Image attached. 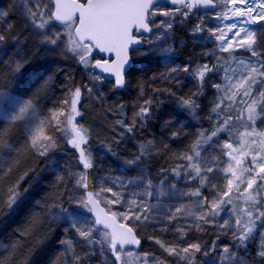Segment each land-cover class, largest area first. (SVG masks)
Wrapping results in <instances>:
<instances>
[{"label":"rangeland","instance_id":"1","mask_svg":"<svg viewBox=\"0 0 264 264\" xmlns=\"http://www.w3.org/2000/svg\"><path fill=\"white\" fill-rule=\"evenodd\" d=\"M215 1L213 10L190 15L191 22L201 25L203 31L195 32V26L178 27L185 34L184 39L176 34L175 25L168 16L162 15L165 12L163 6L154 7L152 12L155 15L149 19L152 31L143 37V46L132 51L135 62L125 74L123 87L117 90L113 81L102 77L92 67L99 58L96 53L89 55L87 52L85 64L81 62L80 54L69 50V31L73 35V27L70 30L66 25L51 21L44 29H39L26 13L28 7L37 10V0H0V12L6 13L0 15V35L5 37L0 41V133H4L11 146L0 149V207L6 206L4 201L9 188L17 187L30 172H39L13 206L11 218L0 224V252L7 253L22 242L19 236H24L25 240H35L38 245L35 249L40 257H49L45 264H115L106 243L89 244L72 226L75 221L81 228L93 227V238L100 241L104 239L105 232L109 233L108 229L96 225L89 205L84 207L81 203L87 200V192L91 191L99 193L94 198L105 212L111 216L115 213L113 217L120 224L132 227L140 240L139 247L123 250L122 256L127 264H145V254H148L147 264H153L157 257L164 258L167 264H184L176 257L168 256L155 239L180 243L181 246L199 243L201 251L195 254L194 264H264L251 259L247 244L254 241L258 252L264 248V217L256 220V227L241 250L227 239L233 236L236 213L244 206L242 200L236 199L238 193H233V204H225L220 215L209 218V223L197 221L186 212L171 222L167 219L177 207L184 205L192 208L202 197L212 200L217 189H213L211 184L222 190L227 183L223 169L228 167L229 158L223 155L221 149V145L228 141L226 131L214 137L201 150L202 162L209 166L215 164L213 172L205 170L203 173L209 177L210 184L201 187L200 178L194 172L191 173L193 178H189L186 169L189 162L179 157L191 154L192 145L201 131L210 134L214 126L222 122L221 117L212 111L222 95L213 85L224 83L226 67L240 66L234 61L227 65L225 60L218 64L214 75L211 74L213 71L205 74L203 81L212 90L208 93L205 110L209 124L201 122L188 109L165 105L161 98V92H164L181 100L193 99L198 83H203L197 78L196 70L208 65L209 60L216 61L217 53H221L212 32L216 29L226 31V25H239L245 19L234 17L231 12L228 13L229 19H218L233 5L222 0ZM39 3L40 7L48 5L44 10V18L47 19L53 8L51 0H39ZM246 26L258 28L264 33V22ZM57 35L60 38L55 44L45 39V36L55 39ZM231 35L229 33V37ZM183 48H186V53L181 52ZM258 51L259 58L252 57L250 52L241 48H237L233 55L238 60H251L259 67L258 59H264V47ZM77 62H81L83 72L82 85L78 87L74 85L73 72L69 70ZM18 63L21 65L19 71L16 70ZM77 88L80 89V97L73 111V93ZM261 89H264V83L255 86L257 96ZM29 101L32 116L26 119L23 115L20 120L13 121L11 117L19 114L20 108ZM146 101L150 103L146 104ZM141 107L149 109L145 118L149 131L140 141L139 154L121 155L109 150L106 146L118 141L127 128L140 130L145 125L137 115ZM60 108L65 110V115L61 117L63 126L61 130L47 129L55 145L41 156L29 146V130L41 120H50L51 110ZM68 117L72 120L69 121ZM243 119H246V114ZM246 122L251 127V123ZM51 123L55 124V121ZM156 123L159 127L154 130L153 124ZM255 126L257 130H264V117L257 119ZM74 128L86 130V143L80 144L79 148L69 143L74 138ZM173 133L178 134L173 136ZM89 140L94 142L92 151H87ZM81 149L91 157L92 167L88 169L81 163ZM212 157H216V161ZM158 158L160 164L149 172L144 161L154 159L157 163ZM250 159L248 157L249 162ZM173 169L180 174L177 175ZM80 174L86 175L88 189L76 183ZM245 186H241V191ZM197 189H200L202 197L188 195ZM133 200L141 207L151 209L147 213L149 220L134 219L140 209L131 205ZM69 204L73 206L69 207ZM18 212L21 217L15 221L14 215ZM244 219L247 220V217ZM226 220L231 228L220 227ZM21 221L24 229L9 236V230L17 228V223ZM197 223L200 224L199 229L195 227ZM177 228L185 231L183 240ZM24 246L27 247V244ZM226 246L234 254L230 259H222ZM4 259L1 255L0 264H6Z\"/></svg>","mask_w":264,"mask_h":264},{"label":"snow or ice","instance_id":"2","mask_svg":"<svg viewBox=\"0 0 264 264\" xmlns=\"http://www.w3.org/2000/svg\"><path fill=\"white\" fill-rule=\"evenodd\" d=\"M156 2L157 0H87L86 4H81L78 3V0H51L54 8L47 19H45L44 10L48 5L44 4L43 7H40L39 0H37V10L28 7L26 8V13L28 19L39 29H44L51 21H58L71 30L74 26L71 22L78 12L79 23L74 26L75 35L73 36L71 31H69V50L80 54L81 62L85 64H87L85 55L91 50L92 45L99 48L100 51H115L118 57V63L115 66L116 85L123 86L125 83L123 70L127 63L128 44L130 42L135 43L129 34L130 30L133 25L137 26L138 29L149 30L146 20L149 14L155 15V12L150 13V9L156 5ZM222 2L230 3L233 7L228 8L218 19H229V12L234 17H244L245 19H242L239 25H226V31L224 29H216L212 32L218 42L219 51L229 54L230 59L226 60L225 64L231 65L234 61L240 66L239 68L226 67L223 77L224 83L213 85L222 95L218 97L219 102L215 104L212 111L220 117L222 112L230 113L235 108L238 115L226 114L222 116V122L215 125L210 134L203 131L198 134L196 141L192 145L191 154H181L179 158L186 159L189 162L186 166L189 178H193L191 173L194 172L195 176L200 178L201 187L210 184L209 177L203 173L205 170L208 173L213 172L215 164L209 166L206 162H202L201 150L203 147L209 145L218 134L231 131L232 121L244 118L245 114L247 121L251 123V127L250 130L246 127L245 132L239 134L241 137L239 144H233L231 137H229V140L221 145L223 155L229 158L228 167L223 169L224 178L227 181L225 188L220 190L217 185L211 184L210 186L213 189H217V193L212 200L202 197L200 189L189 193L188 195L202 198L198 199L192 208L184 205L177 207L167 219L171 222L177 219L181 213L186 212L187 215L194 217L197 221L209 223L211 222L209 218L220 215L225 204H233V193H238L236 199L242 200L244 206L240 207L238 213H236L233 236L239 241L240 245H243L252 235L256 227V220L264 217V210L258 207L264 200V197H262V193H264V130H257L255 126L257 119L264 117V89L259 90L258 96L255 92V86L264 83V59H258L259 67H257L256 63L251 60L236 59L233 52L237 48H241L250 52L252 57L259 58L258 49L264 47V33L260 32L258 28L247 27L246 25H260L261 22H264V0H222ZM171 3L184 6L189 12L199 6H215L214 0H171ZM236 5H243V7H237ZM169 14L168 12L162 13L165 16ZM0 15H6V13L0 12ZM184 15L187 16L188 12H185ZM38 16L39 20L37 19ZM234 29H236L235 32H233ZM194 31L201 32L203 28L201 25H197ZM229 33H232L230 37ZM59 38V35L55 39L45 36V39L52 44H55ZM4 39L5 37L0 35V41ZM234 41L235 43H233ZM122 54L123 58L121 59ZM216 59L219 62L221 58L217 57ZM96 66H101L99 61H97ZM20 67L21 65L18 63L16 70L19 71ZM217 68L218 65L209 67L205 64L196 70V76L202 82L206 73ZM104 70L110 71L112 69L105 67ZM73 96L72 109L75 111L80 97L79 88L75 90ZM224 101L229 103L224 104ZM64 103L66 104L67 101H64ZM145 103L148 104L150 101ZM182 106L194 110L197 104L194 99L189 97L182 101ZM31 108V102H25L20 108L19 114L12 116L11 119L13 121L20 120ZM148 113L149 109L147 107H141L137 115L140 118H144ZM64 115L65 110L63 108L51 110L50 120H41L35 128L29 130V146L32 150L44 156L51 147H54L55 140L51 135L47 134V129L52 127L56 130H61L63 126L61 117ZM68 119L71 121L72 117H68ZM51 121H55V124H52ZM128 131H132V127H129ZM73 132L74 138L70 139L69 143L79 148L80 144L86 143V130L74 128ZM177 134L173 133V136ZM77 138L79 143H77ZM10 147V144L4 138V133H0V149ZM248 157L251 158L250 162ZM216 159V157H212L213 161H216ZM80 160L85 169L92 167L90 155L82 149L80 151ZM129 163H133V161H129ZM8 171L10 172L11 169H8ZM173 171L177 175L180 174L176 169H173ZM76 183L88 189L86 175L80 174ZM242 185L246 186L241 191ZM94 195L98 197L99 193L94 194L88 191L87 200H82V205L88 207L89 204L97 203V201L93 200ZM19 196L20 193L15 185L8 189L7 200L4 201V204L9 210L16 204ZM131 205L140 209V212L134 215L135 220L147 221L150 219L147 213L151 209L147 206L141 207L135 200L131 202ZM233 206L235 207V205ZM89 210L92 211L91 208ZM115 215L113 213V216ZM244 217H247V220ZM124 219L127 220L128 216L125 215ZM95 223L96 225L103 224L105 228L112 229L110 234L108 232L104 233L102 241L93 238L95 231L93 227L81 228L75 221L72 226L76 228L80 237L89 244L100 243L103 245L106 243L115 258V264H127V261L122 256L125 245H139L140 243L133 228L126 227L123 224L117 225L115 221L110 224L107 220H101L99 216H97ZM195 227L199 229L200 224L197 223ZM220 227L231 228L232 225L226 220ZM177 231L181 233V239L183 240L184 235H186L185 231L181 228H177ZM155 243L168 256L176 257L178 261H183L184 264H194L195 254L201 251L199 243H189L187 246H181L180 243H168L162 239H155ZM223 253L222 259H230L234 255L227 246L224 247ZM127 255L131 256L132 253H127ZM147 255L145 254V264H147ZM258 255L264 259V248L258 252ZM153 264H167V261L162 257H157L154 259Z\"/></svg>","mask_w":264,"mask_h":264},{"label":"trees","instance_id":"3","mask_svg":"<svg viewBox=\"0 0 264 264\" xmlns=\"http://www.w3.org/2000/svg\"><path fill=\"white\" fill-rule=\"evenodd\" d=\"M181 14V13H180ZM180 20H182L184 22V17L181 15H178L177 17H173V22L175 24V31L176 34L179 37H182L183 39L186 37L185 34L181 31L178 30V27L180 25H182L180 23ZM181 21V22H182ZM186 53V48H183V51ZM218 57H220L221 59L219 60V62L216 60H209V67H212L213 65H218L221 64V62H224L225 60H229V54L228 53H217ZM81 62H77L76 65H74V67L69 68V70H71V72H73V81H74V85L76 87L82 85V78H83V72L81 69ZM219 68V66H218ZM214 69L213 73H211L212 75H214V71L218 70ZM218 73V72H216ZM206 80V79H205ZM212 90L210 88H208L207 84L203 81V83H198V89L196 91V93L193 95V99L196 101L197 107L194 110L188 109L190 110L193 114L196 115V117L203 122L204 124H209L210 119L207 118L206 114H205V110H206V106H207V101H208V93H210ZM161 98L163 99V103L165 105H176L177 108L179 109H183L185 107L182 106V101L181 99H179L176 96L161 92ZM228 101H224V104H228ZM223 107V105H222ZM152 108V107H151ZM187 109V108H185ZM226 114H231L233 116L238 115L237 111L235 108H233V110L230 113H221V120H222V116L226 115ZM149 115V114H148ZM147 115V116H148ZM144 117L142 118L143 123L145 125H143L141 127L140 130H137L135 128L132 127V131H128V128L125 130V132L119 137V140L116 142H111L109 145H107L106 147L109 148V150L111 151H115L120 153L121 155H138V150H139V144L141 139L145 136V134L148 133L149 129H147V121ZM246 119H240V120H236L234 119L231 123V131H226V137L229 140V137H231V142L233 144H237L236 142L239 141L241 139L240 137V133L245 132L246 127H248L250 129V125L246 122ZM154 126V130H157L159 125L158 123L153 124ZM14 138L16 139L17 137ZM93 141L89 140V145L87 147V151H92L93 149ZM156 160H145L144 164L147 166L149 172H152V170L160 164V161H158L157 163H155ZM42 162H40L41 164ZM40 167V165H38ZM38 171H32L29 174H27L24 177V180L22 181V179L20 180V182L18 183L17 186V190L20 193V196L17 200V202H19V200L22 197V192L24 191V189L28 186V184H30L38 175ZM42 195L45 196V193L43 192ZM16 202V203H17ZM63 203H66V200L62 199ZM73 206L69 204V207ZM261 210H264V200H262V203L258 206ZM12 211L13 208L11 210H9L6 206H1L0 207V224L6 222V220H8L9 218H11L12 216ZM14 214V213H13ZM21 214L18 212L15 216V221H17L21 216ZM26 218V216H25ZM23 219L24 222H26V219ZM14 229H18L17 231ZM12 230H9V236L10 235H14L15 233H18L19 230L24 229V226H22V221L20 223H17V228H14ZM36 231V230H35ZM43 231H45V229H43ZM15 232V233H13ZM19 238H21L22 242L18 243V245H15V247L12 249L10 248V250H8L7 253H5V251L0 252V256L3 255L4 262L6 264H45L46 261H48L47 258H49L48 256L46 257H40L38 252H36V249L38 247L37 243L35 242L34 239H29V240H25L24 236L22 238V236H19ZM205 238V236H203V239ZM229 241L235 243L238 245L239 250H241L242 247H244V244H246L247 242H245L243 245H239V241L234 237H228L227 238ZM24 244H27V247L24 246ZM249 246V255L251 257L252 260L256 261V262H264V259L260 258L258 255V249L257 247H255V242L254 241H250L247 243ZM6 255L8 256L6 258Z\"/></svg>","mask_w":264,"mask_h":264},{"label":"water","instance_id":"4","mask_svg":"<svg viewBox=\"0 0 264 264\" xmlns=\"http://www.w3.org/2000/svg\"><path fill=\"white\" fill-rule=\"evenodd\" d=\"M163 0H157L156 4L158 2H161ZM78 3L81 4H86L87 0H85L84 2L79 1ZM174 7H178L180 6V4H175L173 5ZM152 9V8H151ZM150 9V10H151ZM76 20V25H78L79 23V13L77 12L75 14V16L73 17V21ZM148 20V18H147ZM146 20V23H147ZM58 22V21H56ZM60 23V22H58ZM148 24V23H147ZM148 29L147 31H145L143 28H137V26L133 25L131 30H130V36L132 37V40L135 41V43H129L128 44V48H127V63L124 66V70H123V78H125V74L127 73V71L132 67L133 65V59L131 58V51L133 49H137V48H141L142 47V41H141V36H147L149 35V33L151 32V27L148 25ZM74 35H75V27H74ZM90 43V42H87ZM94 49L97 53V56L99 57L98 60H96L93 64L92 67L95 69V71L100 74L102 77L113 81L114 86L117 90L121 89L123 86H117L116 85V75H115V66L118 63V57H117V53L115 51L112 52H107V51H100L99 48H96L94 45L91 46V50ZM123 58V54L121 55V59ZM97 61L100 62V67H97ZM105 67H109L110 71H105L104 68ZM94 201H97L94 197H93ZM89 207L92 209L91 214L92 216L97 219V216L100 217L101 220H107L108 223H112L113 221H115V224L119 225L120 223L110 214H108L107 212H105V210L100 206V204L98 203H92L89 204ZM100 226H103V224H101ZM104 227V226H103ZM127 227V226H126ZM105 228V227H104ZM108 229L109 233H111L112 229L111 228H106ZM140 245V243H139ZM139 245H125V248H137L139 247ZM119 247V246H118Z\"/></svg>","mask_w":264,"mask_h":264},{"label":"flooded vegetation","instance_id":"5","mask_svg":"<svg viewBox=\"0 0 264 264\" xmlns=\"http://www.w3.org/2000/svg\"><path fill=\"white\" fill-rule=\"evenodd\" d=\"M157 5H162L163 6V8H164V10H165V12H168V13H170L169 15H168V19L171 21V23L173 22V17H177L178 15H181L182 14V16L184 17V22L182 21V20H180V23L182 24V25H180L179 26V28H187V27H196L198 24H195V23H192L191 22V20H190V18H191V13H200L201 11H211V10H213L215 7H216V1L214 0V5L215 6H208V7H205V6H199V7H197V8H193L192 9V11L191 12H189L188 11V9L186 8V7H184V6H182V5H180V6H178V7H174L173 5L174 4H172L171 3V0H163V1H161V2H158L154 7H156ZM154 7L150 10V13L152 12V10L154 9ZM53 8H54V6H53ZM53 8H52V10H53ZM177 9H179V11H177ZM185 12H188V15L187 16H185L184 15V13ZM181 13V14H180ZM150 16H151V14H149V16H148V23H149V19H150ZM182 21V22H181ZM75 23H76V20H74L73 22H72V24L73 25H75ZM174 23V22H173ZM196 23H197V21H196ZM175 25V24H174ZM73 28H74V26H73ZM94 52H88V54L89 55H91V54H93Z\"/></svg>","mask_w":264,"mask_h":264},{"label":"bare ground","instance_id":"6","mask_svg":"<svg viewBox=\"0 0 264 264\" xmlns=\"http://www.w3.org/2000/svg\"><path fill=\"white\" fill-rule=\"evenodd\" d=\"M133 59V58H132ZM133 62H135L134 60H133ZM32 112H31V109H29L25 114H24V116H25V118L26 119H29L32 115ZM152 160H154V159H152ZM160 160V158H158V160H157V162ZM37 168H39V166H37Z\"/></svg>","mask_w":264,"mask_h":264}]
</instances>
